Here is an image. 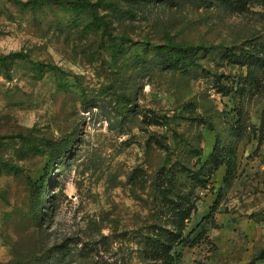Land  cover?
<instances>
[{"label":"rangeland","instance_id":"rangeland-1","mask_svg":"<svg viewBox=\"0 0 264 264\" xmlns=\"http://www.w3.org/2000/svg\"><path fill=\"white\" fill-rule=\"evenodd\" d=\"M163 181L177 264H264V0H0V264H174Z\"/></svg>","mask_w":264,"mask_h":264},{"label":"trees","instance_id":"trees-1","mask_svg":"<svg viewBox=\"0 0 264 264\" xmlns=\"http://www.w3.org/2000/svg\"><path fill=\"white\" fill-rule=\"evenodd\" d=\"M39 1H42V0H39ZM86 5L88 6L89 13L93 16V19L100 21L101 19H99L97 12L94 10V7H92V5H90L89 3H87ZM192 50L199 51V50H205V48L192 47ZM3 58L4 57H2V59ZM255 59L263 61V57H261L259 54L255 56ZM162 119H164L165 121H171L174 119V116H163ZM216 152H219L220 153L219 157H221L223 156L224 152H231V149L229 147L221 148L220 144L216 142L214 146L213 155L216 154ZM222 162L223 160H220L219 163L221 164ZM169 172L170 170L166 169L167 176H164V178L165 179L168 178L167 182L171 186H174V188H176L175 186L176 182H173L172 180L174 175H170ZM52 173L53 172L51 168H48L45 171V176L43 175V179L40 181L41 191L44 190L43 185H42L44 178L51 176ZM168 175L170 176L168 177ZM159 196L163 197L166 200V203H162V204H163V208L167 210V213L172 214L173 217L177 218L178 231H175V232L166 231L165 233V230H163V228H159L158 237L157 236L151 237L150 235H147V239L152 242V247L154 249H157L158 253L166 255L167 258H171L169 257V255L172 251L176 253L179 248L183 249L185 246H188V244H193L195 238L197 239L199 238L198 236L199 234H197L198 232L196 233V231H194V234L196 233V235L194 236L195 238H192V236L189 233L183 236V233L187 229L185 221L189 220V222H191L192 212L196 210V207H195V203L191 201L190 197H185L184 194L182 195L179 193L173 194L170 188L164 187V181H163V184L160 185L159 187ZM203 220H204L203 222L197 224L196 230H200L202 227V224H207L208 222L207 218L205 217ZM164 233L166 235H164ZM171 259H174V258H171ZM174 262H175L174 264H177L178 259H174Z\"/></svg>","mask_w":264,"mask_h":264}]
</instances>
